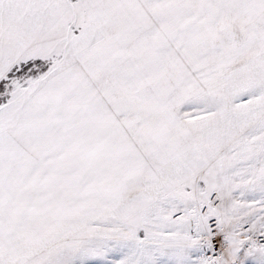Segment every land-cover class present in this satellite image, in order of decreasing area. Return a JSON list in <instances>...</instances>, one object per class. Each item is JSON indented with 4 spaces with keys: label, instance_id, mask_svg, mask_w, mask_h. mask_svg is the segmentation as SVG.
Masks as SVG:
<instances>
[{
    "label": "snow or ice",
    "instance_id": "snow-or-ice-1",
    "mask_svg": "<svg viewBox=\"0 0 264 264\" xmlns=\"http://www.w3.org/2000/svg\"><path fill=\"white\" fill-rule=\"evenodd\" d=\"M0 264H264V0H0Z\"/></svg>",
    "mask_w": 264,
    "mask_h": 264
}]
</instances>
